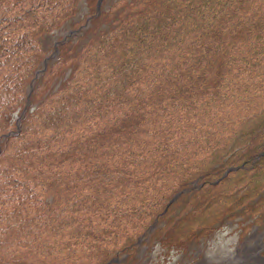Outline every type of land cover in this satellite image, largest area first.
<instances>
[{"label":"trees","instance_id":"16d2710c","mask_svg":"<svg viewBox=\"0 0 264 264\" xmlns=\"http://www.w3.org/2000/svg\"><path fill=\"white\" fill-rule=\"evenodd\" d=\"M98 1L0 0V264L264 231V0Z\"/></svg>","mask_w":264,"mask_h":264},{"label":"rangeland","instance_id":"374dc122","mask_svg":"<svg viewBox=\"0 0 264 264\" xmlns=\"http://www.w3.org/2000/svg\"><path fill=\"white\" fill-rule=\"evenodd\" d=\"M114 1L116 0H106L104 8L107 9ZM87 15L86 0H80L77 15L68 20L60 29L53 31L41 39L42 47L47 52L46 61L56 59V46L61 42H70L73 46H79L85 42L86 37H84L83 33L88 28V25L76 26L75 24ZM110 25V23H104L101 25L100 30H107ZM89 37L90 34L87 35V38ZM16 117H18V114L14 115L15 119ZM240 218L239 216L233 219H226L222 224L217 223L214 226L213 232L201 237L197 241L190 242L185 250L172 248L178 251L175 258V260H178L177 264H200L202 256L208 258V262H211L209 264H264V246L258 243V239L261 242L263 241L264 235L261 234L259 227L254 226L257 229H253V232H249L244 237L239 234L238 239L233 244L229 240L232 233L220 235L219 238H223L220 243L215 241L216 235L222 229H230L232 226H235V223ZM152 231L153 229H151L147 236L142 238V243L139 245L140 247H138L134 259L123 258L118 260L116 264H153L150 253L152 247L157 243H148V238ZM155 253L153 252L152 257L155 256ZM162 257L163 255H160V258ZM209 258H212L213 261Z\"/></svg>","mask_w":264,"mask_h":264},{"label":"built area","instance_id":"2783aa9c","mask_svg":"<svg viewBox=\"0 0 264 264\" xmlns=\"http://www.w3.org/2000/svg\"><path fill=\"white\" fill-rule=\"evenodd\" d=\"M224 233L225 234L232 233V235L230 236L229 240L233 244L239 237V230L237 229V224L235 223V226H232L230 229H225V230L222 229L220 231V233L218 235H216V240L215 241L220 243V241H222L223 238H219V237H220V235H223ZM154 243H157V242H154ZM258 243L260 245H262V242L259 239H258ZM200 245L202 246V244H200ZM153 252H156L154 257H152ZM177 252L178 251L174 250V249H169V250L163 249L160 246V244L157 243L151 249L150 258L152 259V263L153 264H177L178 260H175ZM160 255H163V257L160 258ZM160 259H161V261H160ZM204 259H205V261H204ZM209 259L212 260V258H209ZM208 261H209L208 258H204V256H202L200 264H209V263H211V262H208Z\"/></svg>","mask_w":264,"mask_h":264},{"label":"water","instance_id":"95a60500","mask_svg":"<svg viewBox=\"0 0 264 264\" xmlns=\"http://www.w3.org/2000/svg\"><path fill=\"white\" fill-rule=\"evenodd\" d=\"M101 3V0H99L98 1V4H97V6L99 7V4ZM179 196V194L178 195H176V197H178ZM115 261H112L111 263H114Z\"/></svg>","mask_w":264,"mask_h":264}]
</instances>
